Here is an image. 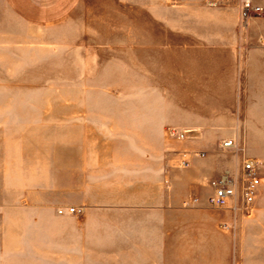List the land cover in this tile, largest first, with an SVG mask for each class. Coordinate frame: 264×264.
<instances>
[{"label": "crops", "instance_id": "1", "mask_svg": "<svg viewBox=\"0 0 264 264\" xmlns=\"http://www.w3.org/2000/svg\"><path fill=\"white\" fill-rule=\"evenodd\" d=\"M187 1L182 17L188 26L182 32L190 39L169 44L164 50L155 46L151 59V63L162 65L159 73L152 71L163 78L157 89L159 98L174 102L165 104L163 112L136 110L124 114L128 131L142 133L147 140H71L65 152L60 140L54 152L55 179L67 180L70 176V185L58 184L53 192L32 191L25 186L17 193L9 186L1 189L0 264H190L189 260L200 261L191 264H224V259H230L223 252H230L231 232L220 226L231 222L233 214L230 209L208 203L213 192L209 181L234 172L240 165L235 154L220 147L236 128V100L262 101L258 106L264 109V50L253 49L246 60L240 61L236 9L208 8L201 0ZM5 2L9 15L0 18L4 24L0 34L14 38L38 35L33 28L59 24L82 0ZM155 3L156 8H164L158 0ZM24 25L29 30L22 29ZM135 48L137 52L142 46ZM247 126L255 131L256 119L249 118ZM11 127L0 124V131L13 130ZM170 128L190 133L184 138L174 136L178 141L165 146L158 145L154 138ZM164 154L173 189L171 199H151L138 193L79 194L75 183L79 179H139L136 173L143 170V157H153L157 164ZM30 155L12 161L8 156L7 160L23 164L24 171L36 170L31 165L42 164L41 158ZM182 160L188 166L179 171L174 165ZM68 169L70 175L64 178L63 171ZM131 173L135 175H127ZM190 196L198 201L193 202ZM70 205H86L83 217L55 212L56 207ZM236 221L244 226L249 219L238 216Z\"/></svg>", "mask_w": 264, "mask_h": 264}, {"label": "rangeland", "instance_id": "2", "mask_svg": "<svg viewBox=\"0 0 264 264\" xmlns=\"http://www.w3.org/2000/svg\"><path fill=\"white\" fill-rule=\"evenodd\" d=\"M158 1L164 8H156V0H142L141 4L138 0L137 3L82 0L59 24L33 28L38 35L8 38L0 34V124L12 125L15 129L0 131L3 158L0 160V190L9 186L17 193L25 186L32 191L53 192L58 184L70 185L69 169L63 171L64 178L69 176L67 180L55 179L54 152L60 140L63 152L71 140H147L142 133L128 131L124 114L136 110L162 111L165 104L174 102L160 99L157 93L163 78L153 75L152 71L159 73L162 65L151 63L153 49L158 46L159 50H164L169 44L190 39L182 32L188 26L183 23L182 8L189 1ZM201 2L208 8L234 7L238 18L237 0L218 7L209 6L206 0ZM256 2L264 5V0ZM8 12L5 0H0V18L7 17ZM26 28L28 26H22ZM135 46L142 48L136 52ZM236 46L240 61L246 60L253 49L264 50V16L254 19L245 34H240L236 24ZM136 55L141 57L136 58ZM259 103L262 101L239 99L235 104L236 128L247 154L259 162L262 184L252 211L225 208L232 211L233 220L220 226L221 230L231 232L230 252H223V256L229 255L230 259H224V264H264V109ZM249 118L256 119L255 131L246 128ZM38 124L40 128L36 127ZM154 139L150 140L164 146L178 141L169 129L158 133ZM34 151L37 154L33 155ZM29 153L41 158L42 164L31 165L36 170L24 171L23 164L7 160L8 156L13 157L12 161ZM165 155L157 164L153 157L144 156L143 170L136 173L139 179H79L75 181L79 194L109 192L130 196L138 193L147 194L151 199L163 196L171 199L173 189L166 173ZM183 161L174 167L179 171L185 169L188 165ZM156 175L158 179L153 177ZM72 207L80 211L68 212ZM85 208L86 205L59 206L55 212L82 218ZM238 216L249 222L240 226L236 221ZM194 262L200 263L188 261Z\"/></svg>", "mask_w": 264, "mask_h": 264}, {"label": "built area", "instance_id": "3", "mask_svg": "<svg viewBox=\"0 0 264 264\" xmlns=\"http://www.w3.org/2000/svg\"><path fill=\"white\" fill-rule=\"evenodd\" d=\"M231 0H206L211 7L222 6ZM238 18L237 28L240 34L248 32L251 22L264 16V5L256 0H237ZM170 133L178 138H184L190 133L189 130L170 128ZM220 147L224 151L233 152L240 161L239 167L234 172H227L224 175L210 179L209 185L213 192L208 197V203L219 209L232 208L233 210L252 211L262 177L259 175V162L247 154L245 143L237 128L234 129L232 137L221 141ZM205 157L206 153H200ZM184 164L188 165L186 161ZM193 202L196 197L190 196ZM79 209L69 208L68 212L76 213ZM63 211H60L62 213Z\"/></svg>", "mask_w": 264, "mask_h": 264}]
</instances>
